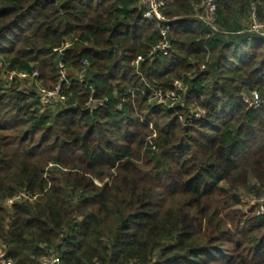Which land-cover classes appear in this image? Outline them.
Here are the masks:
<instances>
[{"label": "trees", "instance_id": "1", "mask_svg": "<svg viewBox=\"0 0 264 264\" xmlns=\"http://www.w3.org/2000/svg\"><path fill=\"white\" fill-rule=\"evenodd\" d=\"M202 1L165 0L159 25L143 0H0V246L14 264L51 250L60 264H264V214L229 207L264 197V103L244 101L264 100V0H214L210 22ZM36 70L59 101L17 75ZM176 81L180 100L159 102Z\"/></svg>", "mask_w": 264, "mask_h": 264}, {"label": "built area", "instance_id": "2", "mask_svg": "<svg viewBox=\"0 0 264 264\" xmlns=\"http://www.w3.org/2000/svg\"><path fill=\"white\" fill-rule=\"evenodd\" d=\"M144 4L146 5V9L144 11V18L151 21L156 22L159 25H161L162 22H165L168 20L167 16L162 12V7L165 6L166 2L165 0H143ZM202 7L204 8L205 15L202 16V18L205 21H211L215 18L217 13V5L214 0H203L202 1ZM253 27L252 31H255L257 33H260L264 35V22H259L258 18L256 17V13H253ZM169 30V26L162 29V34L166 38L167 32ZM161 51L165 52L170 47V44L167 40H165L161 45L159 46ZM139 60L137 61V63ZM16 75V72H11L10 77H13ZM19 78L29 80V84L32 85V82H36V85L38 87V94L40 95L41 102L46 104H54V102L59 101L61 99L60 96V88L61 85L59 84L54 90H47L46 88L42 87L41 83L37 81L39 76V71H34L33 74L28 73H19L17 74ZM82 78V77H81ZM81 80V79H80ZM66 81V75L63 73L61 77V83ZM184 89L183 83L181 81L175 82V89L168 92L165 96H163L161 93L157 94L158 100L161 103H169L171 106H173L176 102L180 100V91ZM248 97V96H247ZM244 101L247 104H251V107H258L260 104L264 103V100L262 99H256L255 101L251 102V100L248 98L246 99L244 97ZM206 116L205 110H198L195 113L194 119L200 120ZM259 214H264V197H256ZM259 202V203H258ZM261 206V207H260ZM49 255L45 256L39 264H60L61 260L59 257L55 256L52 252H48ZM0 264H14L11 259L7 257V253L5 250H0Z\"/></svg>", "mask_w": 264, "mask_h": 264}, {"label": "rangeland", "instance_id": "3", "mask_svg": "<svg viewBox=\"0 0 264 264\" xmlns=\"http://www.w3.org/2000/svg\"><path fill=\"white\" fill-rule=\"evenodd\" d=\"M25 86H26V88H33L32 85H30L29 83L25 84ZM245 98L246 99L249 98L251 100V102L255 101L256 99H261L258 93H252L248 97H247V95H245ZM247 105L249 107H251V104H247ZM241 194H242L241 195V202L242 203L239 205V204H235L232 200H230L229 201V207L241 209L242 212H244L245 216H249L251 214H259L260 211L258 209L257 199H256L255 195H252L248 192H243ZM0 250H4V246H0ZM52 252H54V251L52 250Z\"/></svg>", "mask_w": 264, "mask_h": 264}]
</instances>
